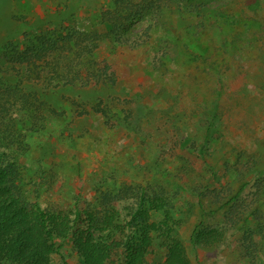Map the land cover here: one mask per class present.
Instances as JSON below:
<instances>
[{
    "label": "rangeland",
    "instance_id": "374dc122",
    "mask_svg": "<svg viewBox=\"0 0 264 264\" xmlns=\"http://www.w3.org/2000/svg\"><path fill=\"white\" fill-rule=\"evenodd\" d=\"M154 1L147 10L144 0H133L134 17L109 30V11L122 10L114 0H0V77L17 72L3 59L8 42L22 43L25 33L46 27L75 25L99 35L95 58L117 80L114 86H61L41 96L50 114L45 128L29 139L25 187L42 182L41 197L57 200L78 194L91 199L126 184L161 186L180 193L173 216L192 264H264L263 248L248 257L242 228L222 243L194 244L202 216L191 188L209 183L213 166L232 162L242 170L257 158L262 173L254 179L264 182V0L255 11L245 0ZM120 36L127 44L118 42ZM98 105L110 108L108 122L94 110ZM201 144L206 156L196 159ZM188 169L191 174L181 178ZM258 197L255 187L245 193L248 202ZM259 202L264 212V193ZM215 219L222 221L220 215ZM253 229H259L257 221ZM255 237L264 243V234ZM60 252L63 258L54 257L52 264H81L68 241ZM163 253L152 259L161 261Z\"/></svg>",
    "mask_w": 264,
    "mask_h": 264
},
{
    "label": "trees",
    "instance_id": "16d2710c",
    "mask_svg": "<svg viewBox=\"0 0 264 264\" xmlns=\"http://www.w3.org/2000/svg\"><path fill=\"white\" fill-rule=\"evenodd\" d=\"M132 2L114 0L122 10L109 11L111 17L104 19L109 30L125 26L126 19L134 17ZM144 2L147 10L156 4L154 0ZM244 2L250 11L261 5L260 0ZM123 11L131 17L123 18L120 15ZM151 35H147L148 40ZM23 36L22 43L10 41L2 52L4 61L17 72L9 71L0 77V264H52L54 257L63 258L60 250L65 241L73 247L81 264H192L186 245L177 236L179 221L173 216L180 202L178 192L170 193L157 185L152 188L126 184L101 191L91 199L78 194L69 199L59 195L57 200H51L41 197L42 182H35L30 189L25 187L29 139L45 128L50 114L41 96L61 86H114L117 80L108 73L109 67L102 66L95 58L100 40L97 33L67 25L46 27ZM118 42L124 45L128 39L120 36ZM242 103L239 100L236 106L242 107ZM94 110L107 122L111 118L107 105H98ZM191 139L190 135L181 144ZM205 153V145L201 144L196 159L205 157ZM230 156L231 152L224 155ZM229 164L235 163L213 166L209 183L203 181L191 187L197 192L202 216L192 241L196 245L212 246L242 228L245 251L253 258L264 249V243L255 237L264 234V212L259 202L264 182L262 178L254 179L262 173V163L259 158L252 164L247 161L242 170ZM220 168L224 169V177H220ZM191 172L188 169L181 178ZM235 175L240 185L236 190L231 185L236 181ZM210 186L214 187L209 189ZM180 187L183 191L189 189ZM252 187L259 197L248 202L245 193ZM219 215L222 221H216ZM255 221L257 230L253 229ZM160 250L164 252L161 261L153 260Z\"/></svg>",
    "mask_w": 264,
    "mask_h": 264
}]
</instances>
